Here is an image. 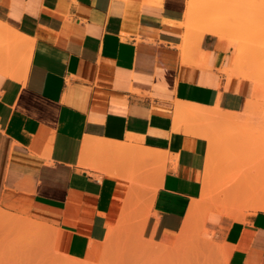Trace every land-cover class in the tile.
Returning a JSON list of instances; mask_svg holds the SVG:
<instances>
[{"label":"crops","instance_id":"0c3cea01","mask_svg":"<svg viewBox=\"0 0 264 264\" xmlns=\"http://www.w3.org/2000/svg\"><path fill=\"white\" fill-rule=\"evenodd\" d=\"M187 3L0 0L11 32L0 49V213L54 228L57 252L93 262L119 225L176 244L210 146L188 120L179 127L177 107L240 113L263 93L234 61L236 38L187 29ZM206 205L191 235L229 264H264V208L236 218Z\"/></svg>","mask_w":264,"mask_h":264},{"label":"rangeland","instance_id":"374dc122","mask_svg":"<svg viewBox=\"0 0 264 264\" xmlns=\"http://www.w3.org/2000/svg\"><path fill=\"white\" fill-rule=\"evenodd\" d=\"M206 1L203 0L202 3L205 2L204 5L210 3L209 6H213V9L209 8L212 16L218 13L225 14L226 11L227 16L224 17L230 18V23L236 22L235 26L241 25L234 32L237 40V47L232 49L234 61L236 65L241 63L240 65L246 68L248 66L249 69L252 68L255 77L252 79L263 91L262 95L254 97L255 110L249 113L250 119H247L248 122L244 120L245 124H239L244 121L237 125L214 121L206 123L219 137L218 144L221 143L214 151V175L206 207L231 217L241 218L246 211L263 209L258 203L264 199V0H209L207 3ZM209 6L204 8H207L208 14ZM231 15L235 16L236 21ZM188 21H191L189 23L191 31L194 30L198 34L206 23L193 21L192 17L188 16L187 29ZM240 43L245 46L244 49ZM240 50L244 51V55L239 58ZM193 125L195 124L189 123L186 130L189 131ZM49 239L50 235L32 237L15 231L11 226L4 227L0 224V264H229L228 259L219 252L221 250L219 245L198 234L193 236L181 255L175 256L176 258H158L151 252L153 246L151 240L143 239L134 231L122 233L120 225L111 227L105 240L104 255L96 262L57 252Z\"/></svg>","mask_w":264,"mask_h":264},{"label":"bare ground","instance_id":"6f19581e","mask_svg":"<svg viewBox=\"0 0 264 264\" xmlns=\"http://www.w3.org/2000/svg\"><path fill=\"white\" fill-rule=\"evenodd\" d=\"M148 1L157 2V3L163 2V0H148ZM202 1L203 0H188V3H187V17L191 16L193 21H205L206 22L203 30L200 32V36L202 37L203 35H205L207 33H214V34H217V35H219L220 37H223V38H227V37L236 38V34L234 36V32L241 25L238 24V25L235 26L236 22L234 24L230 23L231 19L227 18V17H224V16H227L226 15L227 12L225 11V9H224V11H225L224 13L225 14L218 13L215 16H212V14H210V12H209V8L211 10V9H213V6H209L210 3H208V5H204L205 2L202 3ZM207 1H209V0H207ZM207 1H206V3H207ZM144 3H145V1H144ZM207 6H209L208 7L209 14L206 11L207 8L204 9ZM230 10H232V9H230ZM219 14H221L222 16L221 15L218 16ZM231 16H232V19L234 20L235 16L234 15H231ZM189 19L191 20L190 17H189ZM191 21H188V28H189V23ZM234 21H236V20H234ZM2 25H3V23L0 22V42H1L0 43V49H2V51H3V48L9 44L7 42V38L11 35V32H10V30L7 27H4ZM245 26H243V30H244ZM189 29H190L189 31H191V28H189ZM245 30L248 31L247 29H245ZM248 34L250 35L249 31H248ZM18 41H17V43H18ZM240 42H241V39H240ZM240 45H242V44L240 43ZM244 47L245 46H243L242 49H244ZM243 55H244V51L240 50L238 57L240 58ZM246 57H247V55H246ZM240 64H238L240 71L242 73H244L245 75H248V76H250L252 78L254 76V74H253L254 71L251 70L252 68L249 69V66H248V68H246V67H244L243 65H240ZM260 77H261V75H260ZM253 78H255V77H253ZM262 79H263V77H262ZM258 81L259 80H257V82ZM260 91H261V89H260ZM253 100L252 101L250 100L249 103L247 101V103H248V105L246 104L247 109L245 108L246 110L243 111V112H240V113L232 112V111H229V110L224 111L223 109L221 110V108L219 109L218 106H217L218 109L217 108L213 109V107L210 108V106H209V108H210L209 109L208 106H206V108H205V107H202L203 105L200 106V104H198L199 106L198 105H193V106L191 105V107H187V108L186 107L185 108L184 107H180V108L177 107V110H178V112H177L178 114L177 115H178V117L176 119H178L179 127L183 126V128H184V125H185L184 122L186 123L185 120H188L189 123L195 124V125L190 127L188 132L194 133L196 135H199L200 137H203V138L207 139L209 141V143H210V146H209V157H208L207 166H206V173H205L206 177H205V181H204V191H203L202 199L200 201H197V202L195 201L196 203H194L191 206V209L189 211L185 226L183 227V230H182V232H181V234H180V236L178 238V241L176 242L175 245H173V246H164L162 244L156 243L154 240H151L152 243H153L151 252L153 253L154 256H156L158 258H170V257L176 258L178 255H181L185 251L186 247L190 244V241H192L191 239L193 238V236L191 235V232H192L191 222H192L193 218L195 217V215L197 214V212L200 211L199 208L202 206V204L206 205V203L210 199L211 186H212L213 175H214V164H215L214 163L215 161L213 160L214 151H216L217 146L219 147V144H221V143L218 144L220 139L216 135V133L213 131V129L211 127L207 126L206 124H200L199 121L206 119V120H211V121H214L215 123H220V124H228L229 123V124H236L237 125V123H239L241 121L243 122L244 120L250 119L249 113H253L251 111H253V109L255 108ZM255 114H256V112H255ZM260 118H262V117L260 116ZM260 118H257V120L260 119ZM246 122H248V120ZM246 122L244 121L243 123H239V124H245ZM174 126H176V125H174ZM121 150L124 151L125 149L121 148ZM124 152H123V154H124ZM152 152H154V151H152ZM116 155H117V152H116ZM159 159H160V157H159ZM158 166H160V165H158ZM258 205H260L261 207L264 208V201H260L258 203ZM258 205H256V207H258ZM4 210H5V208H4ZM9 214H8V212L6 214L5 211H4V213L3 212L0 213V224H2L4 227L11 226V227H13L15 229V231L20 232L22 234L32 235V237L33 236H41V235H51L50 232H51V230L53 231V229H54L53 227H51V228H53L51 230L47 229L46 228V226H47L46 224L42 225L41 222H37V220H35V219L32 220L30 218V220H28L29 217H25L26 218L25 219V218H23L24 216H22V215L21 216H15V215H19V214H15V213H13V215H12V213H11V215H9ZM47 227H49V226H47ZM8 230H10V229H8ZM11 230H12V228H11ZM11 234H13V233L11 232ZM52 235H54V234H52ZM217 251H219V250H217ZM219 252H221L226 258H227V256H229V255L226 256L225 251L223 252L222 249ZM226 253L229 254L228 251Z\"/></svg>","mask_w":264,"mask_h":264}]
</instances>
